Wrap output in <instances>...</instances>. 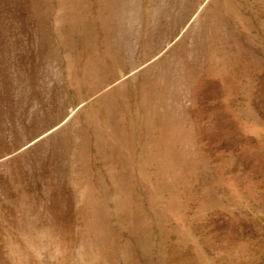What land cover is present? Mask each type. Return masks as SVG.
<instances>
[{
    "label": "rangeland",
    "instance_id": "obj_1",
    "mask_svg": "<svg viewBox=\"0 0 264 264\" xmlns=\"http://www.w3.org/2000/svg\"><path fill=\"white\" fill-rule=\"evenodd\" d=\"M0 264H264V0H0Z\"/></svg>",
    "mask_w": 264,
    "mask_h": 264
}]
</instances>
